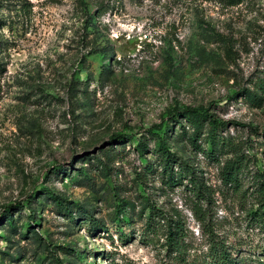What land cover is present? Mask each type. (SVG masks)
<instances>
[{
    "label": "rangeland",
    "instance_id": "rangeland-1",
    "mask_svg": "<svg viewBox=\"0 0 264 264\" xmlns=\"http://www.w3.org/2000/svg\"><path fill=\"white\" fill-rule=\"evenodd\" d=\"M235 1L0 0V264H167L164 235L143 237L144 204L181 219L199 250L197 211L210 209L208 228L264 260L247 216L264 101L245 93L264 79V0ZM187 109L228 124L214 153L208 128L190 144ZM151 129L171 171L155 141L135 149ZM238 153L247 168L231 187L221 170Z\"/></svg>",
    "mask_w": 264,
    "mask_h": 264
},
{
    "label": "trees",
    "instance_id": "trees-1",
    "mask_svg": "<svg viewBox=\"0 0 264 264\" xmlns=\"http://www.w3.org/2000/svg\"><path fill=\"white\" fill-rule=\"evenodd\" d=\"M119 1V0H118ZM243 0H237L231 4L237 5L240 4ZM108 7L101 5L98 8L99 16H102L107 12ZM257 91L250 92L246 91V95L250 101L254 103L261 104L264 101V98L260 94H264V79L260 80L257 84ZM184 119L190 123L193 132L190 137V144L196 148L199 142V138L204 134V130L207 129V140L211 145V151L214 153L219 145L218 136L220 131L227 128V123L222 122L213 114L206 109H187L184 112ZM161 130V128H159ZM151 134L150 138L140 136L137 140L136 151L144 156L146 151L149 148V140L156 142L158 147V152L161 155V161L164 162L165 170H172L173 164L175 163L174 156L168 149L167 140L160 135L159 132L154 130H149ZM125 136L119 135L113 138V141H117V145H124ZM227 144L231 147V143L226 140L224 144ZM245 157L239 153L235 158L227 160L222 167V179L226 185L231 187H239L240 175H242L247 166H245ZM151 166H148L147 169L150 170ZM259 177L257 178L255 185V192L253 197L258 208L256 210L247 211L248 219L255 225V228H258L263 235L264 241V173H257ZM172 177V176H171ZM174 182L172 178L171 182ZM202 187V186H201ZM197 197L199 200H204L209 204L211 199L210 195L203 188L198 190ZM133 208V205L131 206ZM149 209V215L146 218V233L143 234L145 239L154 241L158 235L162 234L165 238V247H167V258H169L167 264H254L256 261L257 264H264V260L260 258H250L243 257L240 255V248L229 244L227 241H224L215 233L214 228H208L209 214L210 209H203L200 206L197 213H201L202 216V225L205 227V234L207 239L205 242L206 248L202 250L197 249V246L194 242L189 240L188 230L185 227L184 222L181 219H173L166 214L156 212L157 210L150 205H143V210ZM127 211L126 209L124 210ZM158 218V220H157ZM162 220V221H159ZM206 227L208 228L206 230ZM251 252V251H250ZM255 252V251H254ZM260 254L264 255V243L260 247ZM250 261V262H249ZM166 264V263H164Z\"/></svg>",
    "mask_w": 264,
    "mask_h": 264
}]
</instances>
